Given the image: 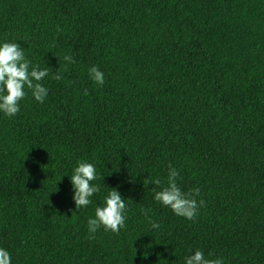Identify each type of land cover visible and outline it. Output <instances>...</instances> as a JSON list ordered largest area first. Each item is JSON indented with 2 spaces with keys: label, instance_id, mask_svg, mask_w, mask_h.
<instances>
[{
  "label": "trees",
  "instance_id": "1",
  "mask_svg": "<svg viewBox=\"0 0 264 264\" xmlns=\"http://www.w3.org/2000/svg\"><path fill=\"white\" fill-rule=\"evenodd\" d=\"M3 42L49 70L43 103L25 89L15 116L0 111L11 264H185L194 250L264 264V0H0ZM78 162L95 166L100 191L76 210ZM169 164L182 191L200 190L193 220L143 184L167 186ZM112 188L125 226L89 239Z\"/></svg>",
  "mask_w": 264,
  "mask_h": 264
},
{
  "label": "clouds",
  "instance_id": "2",
  "mask_svg": "<svg viewBox=\"0 0 264 264\" xmlns=\"http://www.w3.org/2000/svg\"><path fill=\"white\" fill-rule=\"evenodd\" d=\"M64 60L68 63L75 62L70 55H65ZM66 67L67 65L61 71L66 70ZM48 75V68L40 69L38 65L30 68V62L25 58L19 43H0V111L9 118L15 116L20 110L19 102L27 94L25 89L31 91L36 101L43 103L48 92L41 81ZM89 75L98 85L104 84V74L98 67H90ZM53 79L59 81L63 77L57 73ZM179 177V170L169 164L167 186H163L159 178L143 180V184L151 183L155 186L152 189L155 201L169 207L174 214L193 220L199 206L203 205L204 201L199 200L198 202L196 199L200 194L199 188L189 192L182 191L178 184ZM69 178L74 189L72 198L76 210L87 207L91 203L90 198L100 191L98 185L91 183L97 179L95 166L88 162H78ZM112 189L105 197L103 206H98L95 209V218L88 220V231L93 234L89 236V239L95 238L94 234L101 226L106 231L110 230L114 233H119L120 229L125 226L127 205L119 191L115 188ZM141 211L145 216L148 215L149 210L142 208ZM148 219L153 228H159V224L151 221V217ZM0 264H11V256L3 248H0ZM185 264H222V258L207 259L201 250H194L186 257Z\"/></svg>",
  "mask_w": 264,
  "mask_h": 264
}]
</instances>
